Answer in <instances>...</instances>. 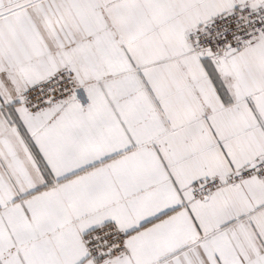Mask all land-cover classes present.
<instances>
[{
  "label": "snow or ice",
  "instance_id": "6c2138e0",
  "mask_svg": "<svg viewBox=\"0 0 264 264\" xmlns=\"http://www.w3.org/2000/svg\"><path fill=\"white\" fill-rule=\"evenodd\" d=\"M0 264H264V0H0Z\"/></svg>",
  "mask_w": 264,
  "mask_h": 264
}]
</instances>
